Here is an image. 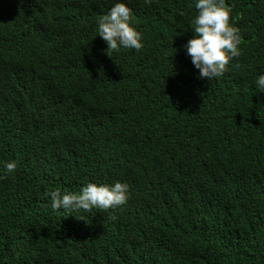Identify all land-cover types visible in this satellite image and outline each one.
Returning a JSON list of instances; mask_svg holds the SVG:
<instances>
[{
  "label": "trees",
  "instance_id": "16d2710c",
  "mask_svg": "<svg viewBox=\"0 0 264 264\" xmlns=\"http://www.w3.org/2000/svg\"><path fill=\"white\" fill-rule=\"evenodd\" d=\"M114 2L0 0V264H264V0H224L240 55L211 81L194 0H123L143 47L108 56ZM117 181L109 210L45 195Z\"/></svg>",
  "mask_w": 264,
  "mask_h": 264
},
{
  "label": "clouds",
  "instance_id": "9594fccd",
  "mask_svg": "<svg viewBox=\"0 0 264 264\" xmlns=\"http://www.w3.org/2000/svg\"><path fill=\"white\" fill-rule=\"evenodd\" d=\"M143 2L150 5L152 0ZM194 7L197 12L192 20V36L181 47L194 69L198 70L197 77L211 81L223 75L228 62L240 55V30L229 23L230 9L224 0H194ZM130 18V8L123 0H115L106 14L97 19L95 36L98 35L105 43L107 55L119 48L139 51L143 47L141 34L131 25ZM254 85L258 92H264V73L257 75ZM16 166L15 160L0 161V173H11ZM45 195L53 210L69 213L87 212L92 208L109 210L126 202L128 185L119 181L111 185L89 182L78 192L62 193L56 189Z\"/></svg>",
  "mask_w": 264,
  "mask_h": 264
}]
</instances>
